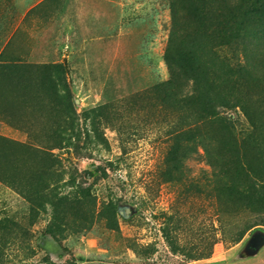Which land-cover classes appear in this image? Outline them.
<instances>
[{
    "label": "rangeland",
    "instance_id": "rangeland-1",
    "mask_svg": "<svg viewBox=\"0 0 264 264\" xmlns=\"http://www.w3.org/2000/svg\"><path fill=\"white\" fill-rule=\"evenodd\" d=\"M239 15L249 72L214 73L231 127L162 103L172 37L213 47ZM260 72L264 0H0V264H264Z\"/></svg>",
    "mask_w": 264,
    "mask_h": 264
},
{
    "label": "trees",
    "instance_id": "trees-1",
    "mask_svg": "<svg viewBox=\"0 0 264 264\" xmlns=\"http://www.w3.org/2000/svg\"><path fill=\"white\" fill-rule=\"evenodd\" d=\"M191 9L196 13H200L204 8H202V5L198 2L196 4H192ZM178 29L176 28L173 30V33L174 35L176 34V36L178 34ZM246 36L247 23L244 20L243 15H239L234 16L231 21L225 22L222 25L221 35L218 36L216 45L213 47L210 46L214 42L212 40L210 43L206 41L205 45H202L198 39H194L192 37L191 41L188 43L190 44L189 46L176 49L174 47L175 41H173L174 39L172 37L168 44V50H166L164 56L168 69H170L171 78L166 82L154 85L151 88L152 92L160 97L162 103L167 101L171 102L172 100L171 103L173 104L180 105L181 103L185 104L187 102V104L195 107V117L197 122H200L202 125H211L214 120H223L226 127H231L232 123L229 121L230 118L223 116L221 110L230 111L231 109L236 108V105L234 104V101L236 100V86L240 85L242 79L249 72V63H246V58L243 56L242 52ZM200 45L201 47L199 48ZM171 48L175 49L178 62L171 56L174 55L171 54ZM198 48L199 50L204 48L209 49V54L207 55L208 61H200ZM241 58L244 59L243 63L241 62ZM216 62L218 68L214 67ZM172 65H176L178 70L185 71L187 69L189 71L192 81V90L189 94H180L176 83V72L171 71ZM52 68L59 71L62 70V66L60 65H55ZM216 70L222 77L221 82L224 80L226 85L228 84L230 86V91L235 88V90L229 93V95H226L224 90L219 89L221 85L217 84L215 81L216 79H214V73H216ZM260 73L264 74V72ZM135 96L139 97V95ZM111 108L110 104H104L95 109L88 110L87 113L104 114L109 112ZM78 126L79 125L76 122L74 124L73 121L72 127H77L78 129ZM258 188H262V186H259ZM254 196L259 198L261 197L259 193H256Z\"/></svg>",
    "mask_w": 264,
    "mask_h": 264
},
{
    "label": "water",
    "instance_id": "water-1",
    "mask_svg": "<svg viewBox=\"0 0 264 264\" xmlns=\"http://www.w3.org/2000/svg\"><path fill=\"white\" fill-rule=\"evenodd\" d=\"M251 244L255 250L258 249L262 244H264V234L262 233L255 234L252 237Z\"/></svg>",
    "mask_w": 264,
    "mask_h": 264
}]
</instances>
